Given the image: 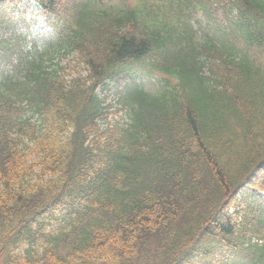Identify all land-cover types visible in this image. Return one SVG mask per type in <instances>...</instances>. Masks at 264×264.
I'll return each mask as SVG.
<instances>
[{
	"label": "trees",
	"instance_id": "1",
	"mask_svg": "<svg viewBox=\"0 0 264 264\" xmlns=\"http://www.w3.org/2000/svg\"><path fill=\"white\" fill-rule=\"evenodd\" d=\"M21 1L0 0V261L264 264V0H35L45 49Z\"/></svg>",
	"mask_w": 264,
	"mask_h": 264
},
{
	"label": "rangeland",
	"instance_id": "2",
	"mask_svg": "<svg viewBox=\"0 0 264 264\" xmlns=\"http://www.w3.org/2000/svg\"><path fill=\"white\" fill-rule=\"evenodd\" d=\"M27 4L30 5L31 9H34L35 11L38 10L36 4L31 0L22 1L20 8L25 10L26 8L25 6H27ZM200 14L201 13H199V15ZM26 20L28 21L29 25L26 26L24 24H21L19 27V32L23 33L27 37L26 44L32 45L33 43L36 42L38 44V47L43 48L46 44L56 41L54 31H52L51 28L47 25V23L44 22L43 17L36 16V14L35 15L32 14L31 10L29 9L26 15ZM62 58L64 60H62ZM62 58H58V59L61 60L63 63H66L68 57L65 56ZM69 63L73 64L72 55L69 56ZM69 70L73 72V74H75V70L73 69H69ZM156 78L157 76L155 75L151 77H145L143 83L144 86L148 89H153V88L155 89L157 84ZM99 91L101 92V94L104 93L103 92L104 90L100 89ZM113 99H114L113 94L110 93L109 101H112ZM121 116L123 117V112L121 113ZM113 117L119 118L120 114L113 115ZM0 264H3V262L0 261Z\"/></svg>",
	"mask_w": 264,
	"mask_h": 264
}]
</instances>
